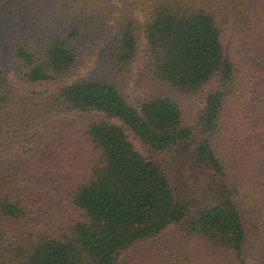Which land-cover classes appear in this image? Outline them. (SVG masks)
I'll use <instances>...</instances> for the list:
<instances>
[{"label":"trees","instance_id":"obj_1","mask_svg":"<svg viewBox=\"0 0 264 264\" xmlns=\"http://www.w3.org/2000/svg\"><path fill=\"white\" fill-rule=\"evenodd\" d=\"M3 6L0 264H264V0ZM181 144L219 204L173 187Z\"/></svg>","mask_w":264,"mask_h":264},{"label":"rangeland","instance_id":"obj_2","mask_svg":"<svg viewBox=\"0 0 264 264\" xmlns=\"http://www.w3.org/2000/svg\"><path fill=\"white\" fill-rule=\"evenodd\" d=\"M135 1L138 0H130V2H135ZM114 4L117 5L118 2H114ZM258 14L262 19V23L258 27H256V30H254L252 34L248 36L252 48L254 47L257 41L256 40L257 37L261 36L259 32H256L257 29H259L264 25V12H258ZM0 17H1V22L8 23L7 13L4 9V6L0 7ZM132 17L139 26V34H138L139 54H138V59L136 60L135 64L132 67V70L135 71L137 69V64L141 60L142 53L145 50L146 41L141 30L144 23V19L142 17L141 12L138 10L134 11L132 13ZM19 21H20L19 18H15V20L13 18L9 19V22L10 24H12L14 31H18ZM13 24L15 25L13 26ZM249 58L252 57L250 56ZM84 72H85L84 70H81L79 73L83 74ZM128 93L130 94L131 92L128 91ZM192 101L185 104L186 109L188 108V110L191 111L194 110V107L195 108L198 107V103ZM54 122L56 123L59 122V119H55ZM47 125L48 124H43L37 130H35L34 133L31 134L32 136L28 139V142H35L36 141L35 139H38L40 137L41 133L47 127ZM134 144L141 154L147 156L146 150L140 144L139 141L135 140ZM159 159L166 168L173 187L180 191L182 197H194L209 204L217 205L220 203L219 193L221 192V190L230 192L228 187L225 186L223 182H221L216 177V175L208 166H202L197 163L195 155L193 154L189 144H181L172 150L162 152L161 154H159ZM238 204L240 208H242L241 203ZM19 226L22 225L16 224L11 227L16 228ZM39 226L40 225H36V227ZM248 263L254 264V259L251 258L248 259Z\"/></svg>","mask_w":264,"mask_h":264}]
</instances>
